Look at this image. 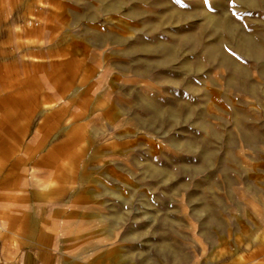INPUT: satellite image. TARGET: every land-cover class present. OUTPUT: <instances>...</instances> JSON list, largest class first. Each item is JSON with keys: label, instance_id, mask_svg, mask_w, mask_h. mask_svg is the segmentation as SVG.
I'll use <instances>...</instances> for the list:
<instances>
[{"label": "rangeland", "instance_id": "1", "mask_svg": "<svg viewBox=\"0 0 264 264\" xmlns=\"http://www.w3.org/2000/svg\"><path fill=\"white\" fill-rule=\"evenodd\" d=\"M0 185L71 264H264V0H0Z\"/></svg>", "mask_w": 264, "mask_h": 264}, {"label": "crops", "instance_id": "2", "mask_svg": "<svg viewBox=\"0 0 264 264\" xmlns=\"http://www.w3.org/2000/svg\"><path fill=\"white\" fill-rule=\"evenodd\" d=\"M0 185V264H71L57 249L39 243L33 233H24L20 227L16 206H6L7 193Z\"/></svg>", "mask_w": 264, "mask_h": 264}]
</instances>
